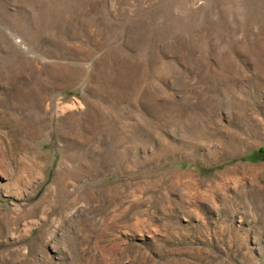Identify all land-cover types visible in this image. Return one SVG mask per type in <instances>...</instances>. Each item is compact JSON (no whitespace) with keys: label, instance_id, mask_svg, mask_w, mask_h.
<instances>
[{"label":"rangeland","instance_id":"obj_1","mask_svg":"<svg viewBox=\"0 0 264 264\" xmlns=\"http://www.w3.org/2000/svg\"><path fill=\"white\" fill-rule=\"evenodd\" d=\"M261 149L264 0H0V264H264Z\"/></svg>","mask_w":264,"mask_h":264},{"label":"trees","instance_id":"obj_2","mask_svg":"<svg viewBox=\"0 0 264 264\" xmlns=\"http://www.w3.org/2000/svg\"><path fill=\"white\" fill-rule=\"evenodd\" d=\"M261 154H264V150H262V149H261L259 152L254 153V155L251 154L250 157H251L252 159H254V160H255V159L259 160V159H262V158H261V156H262ZM256 156H257V157H256Z\"/></svg>","mask_w":264,"mask_h":264},{"label":"bare ground","instance_id":"obj_3","mask_svg":"<svg viewBox=\"0 0 264 264\" xmlns=\"http://www.w3.org/2000/svg\"><path fill=\"white\" fill-rule=\"evenodd\" d=\"M23 166V165H22ZM39 167V166H38ZM38 169V168H37ZM36 170V169H35ZM67 174V173H66ZM27 175H29V174H27ZM64 176V175H63ZM34 178V177H33ZM69 177H68V175H67V179H68ZM64 179H66L65 177H64ZM63 179V180H64ZM59 180V179H58ZM65 181V180H64ZM58 183V182H57ZM62 183H64V182H62ZM56 185V184H55ZM58 185V184H57ZM64 186V185H63ZM65 187V186H64ZM65 189V188H64ZM55 190V189H54ZM56 191H58V189L56 190ZM52 193V192H51ZM54 194H56L55 192H53ZM58 194H59V192H57ZM61 195V194H60ZM62 195H63V193H62ZM61 197V196H60ZM75 199H77V198H75ZM59 200H60V198H59Z\"/></svg>","mask_w":264,"mask_h":264}]
</instances>
